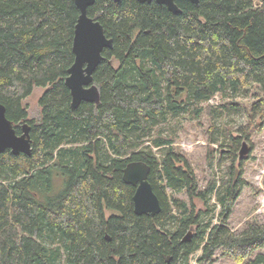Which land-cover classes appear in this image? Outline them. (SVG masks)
I'll return each instance as SVG.
<instances>
[{"label":"trees","instance_id":"obj_1","mask_svg":"<svg viewBox=\"0 0 264 264\" xmlns=\"http://www.w3.org/2000/svg\"><path fill=\"white\" fill-rule=\"evenodd\" d=\"M176 3L180 13L154 1L88 7L113 44L93 72L99 102L73 109L64 80L74 58V1L0 0V103L17 133L23 121L30 125L32 140L29 155L0 153V264H191L198 250L196 264H212L218 249L236 264H264V223L238 233L227 224L243 181H233L229 167L221 185L199 190L173 140L153 134L185 109L181 93L202 102L256 88L249 115L264 120V0ZM35 86L47 87L39 119L22 105ZM258 128L249 125L244 135ZM129 161L150 166L158 214L134 213L135 187L122 180ZM167 188L186 193L191 205ZM213 194L216 223L203 221L193 204L207 205ZM192 225L196 233L184 240ZM51 235L59 245L45 242Z\"/></svg>","mask_w":264,"mask_h":264},{"label":"rangeland","instance_id":"obj_2","mask_svg":"<svg viewBox=\"0 0 264 264\" xmlns=\"http://www.w3.org/2000/svg\"><path fill=\"white\" fill-rule=\"evenodd\" d=\"M115 67L118 66L116 60L113 61ZM47 87L35 86L29 96L22 100V105L26 108L29 118L39 119L40 107L38 99ZM260 96L256 88L250 91L224 92L215 94L212 98L202 102L187 101L186 93L177 96V101L189 102L185 109L175 116L168 115V120L155 130L163 136L173 140V148L189 161L196 179L199 190L205 189L207 185L214 182L216 186L221 185V181L227 178L229 167L232 170L233 181L237 178L243 181L238 196L228 217L227 224L234 233L240 232L251 222L264 223V120L250 117V107ZM249 125L259 126L258 130L252 131L245 136ZM233 137L239 140L237 146ZM245 141L249 151L245 157L239 156L242 142ZM149 144L150 142L146 141ZM154 152L159 156V150L153 147ZM54 191H59L62 187V178L56 177L53 181ZM169 197H176L187 203L191 202L184 192L172 193L167 188ZM194 213L203 212V221H218L217 214L220 210L216 202L215 195L209 198L206 205L203 200L195 198L193 200ZM212 204L216 206L213 207ZM209 205V206H208ZM209 207L214 210L207 212ZM175 210V209H173ZM106 215L113 211L106 210ZM197 227L192 225L188 230L191 238L196 233ZM45 242L49 246L59 245L55 235L46 238ZM198 250L190 255V263L196 264ZM212 264H236L218 249L214 253Z\"/></svg>","mask_w":264,"mask_h":264},{"label":"water","instance_id":"obj_3","mask_svg":"<svg viewBox=\"0 0 264 264\" xmlns=\"http://www.w3.org/2000/svg\"><path fill=\"white\" fill-rule=\"evenodd\" d=\"M79 10L74 26L72 39L73 62L67 69L65 85L70 91L71 108H76L81 101L98 103L100 100L99 88L93 82V72L102 60L104 48L112 47V39L108 38L101 23L89 16L87 9L95 0H73ZM119 1V0H114ZM140 3L152 1L165 5L169 11L180 13L181 9L176 0H137ZM198 5L199 0H188ZM30 125L23 121L20 133L16 132L13 122L6 117L5 106L0 103V153L10 150L12 154H31ZM249 151L245 141L242 142L239 156L245 157ZM150 166L143 161H129L122 171V180L135 187L133 210L137 215H155L161 211L158 196L153 191L148 174ZM189 235L184 240L189 239Z\"/></svg>","mask_w":264,"mask_h":264},{"label":"flooded vegetation","instance_id":"obj_4","mask_svg":"<svg viewBox=\"0 0 264 264\" xmlns=\"http://www.w3.org/2000/svg\"><path fill=\"white\" fill-rule=\"evenodd\" d=\"M20 127V130H19V132L18 133H20V131H21V125L19 126ZM190 236V235H189Z\"/></svg>","mask_w":264,"mask_h":264}]
</instances>
